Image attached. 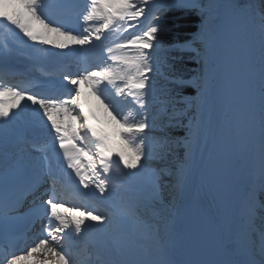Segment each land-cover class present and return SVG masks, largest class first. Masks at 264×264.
Returning <instances> with one entry per match:
<instances>
[{
    "label": "snow or ice",
    "instance_id": "6c2138e0",
    "mask_svg": "<svg viewBox=\"0 0 264 264\" xmlns=\"http://www.w3.org/2000/svg\"><path fill=\"white\" fill-rule=\"evenodd\" d=\"M49 6L48 0H0V22L26 38L20 43L35 61L33 68L45 61L57 69L73 61L84 65L75 74L61 73L66 96L49 94L35 78L14 84L11 74L0 72V140L10 139L18 152L35 154L40 162L38 170L0 169V228L9 227L5 209H18L28 197L37 226L24 254L6 256L0 264L32 257L35 264H75L71 250L80 245L104 252L103 260L89 258L84 264H120L111 259L114 251L154 246L164 252L169 239L196 235L208 218L220 223L218 236L231 257L216 264H264V165L259 182L246 184L234 197L203 157L211 136L205 110L223 101V87L229 90L232 136L252 130L256 95L250 41L257 31L264 142V0H186L184 7L200 17L199 28L172 47L193 53L200 75L192 80L166 74L167 61L158 57L157 14L171 6L170 0H86L76 18L79 30L71 27V18L46 15ZM124 32L128 35L111 40L113 33ZM157 76L168 86L158 89ZM214 81L222 88L212 95ZM189 85L196 88L195 97L183 93ZM87 97L95 98L102 119L85 110ZM200 98L204 104L196 103ZM41 130L47 139L38 138ZM198 152V191L208 197L204 205L187 197ZM121 193L130 195L117 203ZM177 195L185 199L183 214L174 203ZM109 201L114 210L100 211Z\"/></svg>",
    "mask_w": 264,
    "mask_h": 264
},
{
    "label": "bare ground",
    "instance_id": "6f19581e",
    "mask_svg": "<svg viewBox=\"0 0 264 264\" xmlns=\"http://www.w3.org/2000/svg\"><path fill=\"white\" fill-rule=\"evenodd\" d=\"M208 0H204L203 3H207ZM15 33V35H13ZM127 32H124L119 37L127 36ZM19 37V39L17 38ZM20 40H25L22 34L13 26L7 25L4 22H0V71L6 64H15L18 70H27L31 74H36L41 77L53 75L62 79V71L58 70L54 66V62L45 61L42 67L39 69L33 68L35 63L33 58L29 55V50L25 48ZM251 48L254 54L253 67L255 70L254 75V89L256 95V115L252 130L246 135L234 138L229 130V122L232 117V110L228 106L229 90L223 87V101L217 100L212 107H206L205 118L209 121V127L211 136L208 140L207 146L204 148L203 157L210 160L213 167L219 173L221 179L230 187L233 196H237L245 187L250 183L247 181L249 165L254 163L258 166L256 174L253 173L252 182L257 183L258 178L256 175H261L262 165H264V142L261 140L260 125H259V56H260V37L258 31L254 34L250 41ZM5 47L7 52H5ZM98 57H92V62H96ZM72 74H75L77 70L84 67V65L77 64L74 61L70 62L69 66ZM44 68V69H43ZM17 70V71H18ZM44 73H47L46 75ZM64 74H67L63 72ZM202 83V81H199ZM222 85L219 81H214L212 84L211 93L215 95L220 91ZM202 98L198 100V104H201ZM85 108L89 111L96 112L98 116L103 118V110L99 108L97 101L94 97H87L85 101ZM100 114V115H99ZM222 127L224 129L221 133L218 129ZM39 135H46L47 133L41 130ZM200 153H197V165L192 174L189 182L188 194L191 201L195 202V205H204L207 202L208 197L203 190H199V181L201 175V169L199 167ZM21 161L30 165L33 169H39L40 162L37 155L21 154L16 150L10 139L0 140V169H4L9 165H12L13 161ZM117 203L120 202V194L115 198ZM174 203L177 205L179 211L184 208L185 199L177 195ZM111 205L114 209L113 202H105L103 205ZM220 229V223L218 220L208 218L204 221L203 227L197 232L195 236L198 252L201 255L202 264H216L219 261H226L225 250L220 242L218 232ZM29 248V247H28ZM156 250H159L155 247ZM73 259L75 264L78 260L88 259V255H93L96 260H103L99 258L97 252L92 249H82V245L72 248ZM103 255V249L100 251ZM163 252L159 250V254L148 261H138L133 258L124 256L122 251H114L111 259L116 258L120 264H156L157 261L163 259ZM35 257L29 258L26 261H22L21 264H35ZM95 260V261H96ZM79 264V263H78Z\"/></svg>",
    "mask_w": 264,
    "mask_h": 264
},
{
    "label": "trees",
    "instance_id": "16d2710c",
    "mask_svg": "<svg viewBox=\"0 0 264 264\" xmlns=\"http://www.w3.org/2000/svg\"><path fill=\"white\" fill-rule=\"evenodd\" d=\"M157 15H159L157 22L162 28L160 33L162 47L168 48L172 45L183 44L190 40L199 28L200 17L188 9L167 8ZM169 54V57L166 58L167 65L163 68L166 74L174 71L175 74L182 75L186 80H192L196 76L198 64L192 58L193 53L181 52L174 48L169 50ZM183 93L192 97L195 92L189 85L183 89ZM180 151L182 153V150Z\"/></svg>",
    "mask_w": 264,
    "mask_h": 264
},
{
    "label": "rangeland",
    "instance_id": "374dc122",
    "mask_svg": "<svg viewBox=\"0 0 264 264\" xmlns=\"http://www.w3.org/2000/svg\"><path fill=\"white\" fill-rule=\"evenodd\" d=\"M201 1H202L201 3L204 2V0H201ZM185 3H186V0H170V5H174V6H178V7H184ZM159 55L162 56L163 53H160ZM198 75H200V65L198 67V71H197L196 77ZM156 79L159 80L162 84H166V80L164 79L163 76H157ZM156 83H158V82L156 81ZM194 83H196V81H194ZM192 89L195 92L192 97H195L196 88L194 86H192ZM196 103H198V100L196 101ZM204 103H205L204 98H202L201 104H204ZM120 107H121L122 110L127 111L128 106L126 104H121ZM156 114H158V109L157 108H156ZM126 195H130V193H128V194L121 193L120 197L122 199H120V200L122 201L125 198ZM171 201H172V198H169V202H171ZM152 212H153V209H149L147 214L149 216H151ZM122 253L124 254V256L127 254L126 257H129V258L131 257V258H133L135 260H138V261H148V260L153 259L154 257H156L159 254V250H156L154 246H144V247L139 248L135 252H129L127 250H122ZM92 260L94 261V259H92ZM77 262L80 264L81 260H78Z\"/></svg>",
    "mask_w": 264,
    "mask_h": 264
}]
</instances>
